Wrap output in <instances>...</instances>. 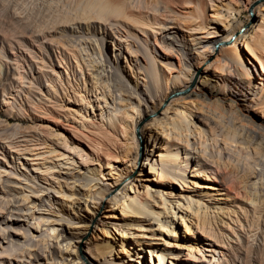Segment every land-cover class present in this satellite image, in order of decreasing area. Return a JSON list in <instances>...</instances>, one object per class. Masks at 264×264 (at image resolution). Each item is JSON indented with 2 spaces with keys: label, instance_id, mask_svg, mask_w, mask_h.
Wrapping results in <instances>:
<instances>
[{
  "label": "rangeland",
  "instance_id": "1",
  "mask_svg": "<svg viewBox=\"0 0 264 264\" xmlns=\"http://www.w3.org/2000/svg\"><path fill=\"white\" fill-rule=\"evenodd\" d=\"M227 1L238 7L239 12L234 10L230 13V22L242 24L239 28L243 33L241 40L251 36L264 23V0H253L251 4L246 0H213V4L219 5L218 13L213 12L210 8L212 2L207 0V18L196 19L199 22L194 21L193 26L204 21L211 23L210 26L216 25L215 28L222 27L215 22L220 15L228 14ZM187 5L189 9L193 6L186 4L185 8L177 10L186 13L189 11ZM156 9L163 12L164 8L159 3ZM61 14L74 15L71 0H0V264H72V260L74 264H158L156 255L160 253L164 255L162 264H263L264 205L257 220L259 224L251 223L253 216L248 211L257 204L253 202L255 199H264V117L253 107L264 95V72L259 60L239 41L240 65L225 60L228 63H225L222 71L214 70V57H211L201 67L202 72L190 81L187 74L194 69L195 58L207 50L209 41L218 39V45L222 40L219 32L210 35L207 28H186L174 22L170 15L164 17L162 24L145 27L150 34L140 32L137 38H126L121 36L123 27L111 21H100L97 25L94 22L92 30L85 26V21L78 24L74 20L59 22L51 27L50 20ZM154 29L155 35L152 34ZM21 30H24L22 34ZM133 50L134 53H131ZM143 51L153 57L159 74L164 71L172 79L175 78L173 76L179 78L180 91L176 92L180 94L190 93L192 88L199 86L205 91L229 93L234 102L239 103L240 118L232 117L233 114L228 110L222 109L219 112L206 105H203L201 112H206L207 108V112L222 122L223 128L232 130L236 134L231 133L235 135L233 139L236 143L225 146L221 136L215 137V143H212L210 136L208 139L204 136L205 143L201 145L192 136L193 133L190 134L191 127L186 134L188 142H179L177 136L166 129L174 117L170 108L164 113L170 100L163 99L153 111L160 97L151 87L150 77L145 76L146 59ZM242 69L247 70L248 76L239 74ZM94 82L99 86L93 92ZM174 83L170 80L167 84L169 87H164L171 91L174 86H179ZM75 90L85 95L88 102L79 100L74 94ZM179 93L177 96H181ZM206 96L199 94L198 98L209 105L215 102V97ZM37 102L52 108L58 106L56 111L61 109L58 111L61 113L75 112L78 117L84 116L86 123L97 120L107 123L109 115L114 117L122 110L129 113V106L133 105L139 112L143 109L151 111L139 121V125L144 126L145 134L139 138L136 163L130 178L120 182L113 190L110 189L101 201L98 194H92L91 198L86 196L83 191L87 186L91 193L108 186L111 175L107 174V167L102 166V172L108 179H95L93 171L98 167L97 164L85 161L86 156H91H85L86 153L80 151L84 153L81 158L79 145L70 139L67 132L62 134L67 143L70 142L68 147L64 143L62 145L63 138L49 117L53 115L52 112L35 109L34 103ZM139 114L135 113V116ZM59 117L65 119L64 115ZM241 118L243 121H240ZM80 122L81 118H77L76 123ZM46 124L53 135L44 141L37 128L47 127ZM135 134L136 138L137 135L139 137L137 131ZM166 144L170 145V152L178 157H174L176 159L170 163L171 166L168 163L157 165L155 160L159 158L160 145ZM200 146L208 147L205 152L218 157L220 161L222 158L235 163L239 173L248 166L254 170L243 184L247 196H238L230 190L227 192L224 186L219 185V175L215 176V181H204L202 176L196 175L193 159L201 150ZM190 157L193 164L189 161ZM113 164L118 170L125 167L119 161ZM151 165L159 169L163 167L164 171L171 172L173 176L180 175L183 181L186 180L184 184L187 187L182 186L179 176L178 179H172L173 182H159L156 171L150 169ZM46 167L48 172L44 170ZM131 178L132 186L137 185L139 192H145L148 188V202L152 205L143 208L145 217L123 218L118 207L119 201L117 204L114 201L107 203L106 198L119 193ZM58 184L61 193L55 191ZM69 191L73 195L70 196ZM169 191V194H165ZM22 196H27V200L23 201ZM187 204L191 208L185 213ZM241 206L247 211L241 212ZM160 209V214L154 213ZM193 211L201 214L205 211L213 228L210 235L195 230L191 226L192 221L188 222L190 216L187 213ZM88 215H91L90 219L84 217ZM180 215L188 222L191 232L185 234ZM143 218L145 220H141ZM134 224L142 225L141 229L147 237L139 241L138 244L142 243L140 246L126 248L124 245L126 252H122L119 248L123 246L120 238L123 237L125 243L130 245L133 236L138 235ZM57 233L58 237L53 238ZM184 236L195 241L191 245L198 251H193V260L191 257L188 259ZM95 243H109L110 252L101 257L93 255L92 247ZM68 244L74 253H68L70 248L66 252L63 250ZM139 251L141 256H138ZM76 255L79 257L76 258Z\"/></svg>",
  "mask_w": 264,
  "mask_h": 264
},
{
  "label": "bare ground",
  "instance_id": "2",
  "mask_svg": "<svg viewBox=\"0 0 264 264\" xmlns=\"http://www.w3.org/2000/svg\"><path fill=\"white\" fill-rule=\"evenodd\" d=\"M71 1L74 4V15L69 16L67 14L66 15L61 14V15L55 16V18L50 20L51 27H54L55 24H57L59 22L65 23V22H69V21L74 20L78 24L85 21L86 22L85 26H88V29L90 28L92 30V29H94V22H95V25H97L98 23H101L100 21H103V22H110L111 21L112 24H119L120 26L123 27V30H121L123 34L121 36H124L126 38L127 37H136L137 38V36H138V34H140V32L142 34L143 33L144 34H146V33L150 34L149 31L146 32V30H148V29H145V27H147V26L152 27V25L155 23L156 24H162L164 22L163 21L164 17L166 18V17L171 15L173 21L175 20L177 23L181 24V26H185L186 28L194 29V30H196V28H199L202 30L207 28V33H210V35H214V32H219L222 40H220L218 42V45H217L218 39L209 41L208 44L206 45L207 50L201 52L199 54L200 56L198 55L199 57L195 58V61L193 63L194 69L191 72H189V74H187L189 76L188 78L190 81H193L194 78L197 76V74L200 71L202 72L203 69H201V67L211 57H214V61H213L215 63L214 70L222 71L223 66L227 62V61L225 62V60H228L229 62L233 63V65L234 64L237 66L240 65V63H239L240 55L239 54H241V48L239 49V47H238L239 41H242V45H245V48L248 50V52L251 53L252 55H254L256 57V59L259 60L262 72H264V23L261 26H258V28H256V30L254 31V33L251 36L244 37V39L241 40V38L243 37V33H242V30L239 28L242 24L241 23H234L232 20L231 21L233 23L230 22V19H231L230 13L234 10L239 12V10H238V7L232 5L230 1L226 2V6L229 10L227 12L228 14L227 15H220L219 18L216 19L215 23H217L219 25L221 24V26H222V27H219V29L215 28L216 25L210 26L211 23H209V22L206 23L204 21L203 22L200 21L201 22L200 24H198L197 26H193L194 23L197 22L196 19L200 18L202 20L203 18L204 19L207 18L206 8L209 5L206 2L207 0H205V2L203 0H71ZM210 1L212 2V5H213V6H210V8L212 7L211 9L213 10V12L218 13L219 10L217 9V6H219V5L213 4V3H215V2H213V0H210ZM246 1L248 4L253 3V0H246ZM159 3L161 5H163V8H164L163 12L156 11L157 10L156 8L158 7ZM186 4H189V5L192 4L193 5V6L191 5L192 7L190 6L191 7L190 9L188 8V5L186 6L187 9L189 10L188 12H186V9H185L186 13H183L184 11L181 12L180 10L179 11L177 10V9L185 8L184 5H186ZM38 20H36V21H38ZM263 20H264V17H263ZM119 25H117V26H119ZM211 28H215L216 31H215V29H213L211 31L210 30ZM151 29H153V28H151ZM154 30H153L154 33L151 32L153 35L156 34V29H154ZM17 32H19V31H17ZM22 32H24V30L23 31L21 30V34H22ZM15 34L12 36L14 37ZM19 35H20V32H19ZM231 40H232V43H230ZM215 42H216V44H214ZM134 50L131 51V53L132 52L134 53ZM129 56H130V53H129ZM143 56L146 59V61L144 62L145 76L150 77V79H151L150 85L155 90V92L158 94V96L160 97L158 103L154 104L153 111L159 107V105L162 103L163 99H166V100L169 99L170 100V102L167 103L168 105L165 108L164 113H166L165 111L168 108H170V110H171L170 112H172V115L174 117L172 119L171 124L169 122L167 124V125L170 124L171 127L169 126V128H166V129H169L170 132H172V134L176 135L177 140H179V142L180 141H184L186 143L188 142V139L186 140V138H187L186 134L190 130V127H191L190 134L193 133L192 136H195L196 139L199 140V144H201V145L203 143H205L204 140L206 138H203L204 136H207V139H208V136H210L212 143H215L217 141L216 136H221V141H222L223 145H225V146H228V145L230 146L231 143H233V142L236 143L233 139L236 134L232 130H229V128H227V127L223 128L222 122H220L219 119H216L214 117V115H211L209 112H207L208 107L211 110H213V109L217 110L218 109L219 112H221L222 109L223 110L225 109V110H228V112H230L231 115L233 114L232 117L235 116L236 118H240L239 116L241 114V112H240L241 109H240L239 103L236 101L234 102V99L232 97H230L229 93H222V92L218 93V92L212 91V90L211 91H209V90L205 91L204 89H201L199 86L196 88L195 87L192 88L190 90V93H183L182 92V94H180L179 92H176V91H180L179 78H176V76H173V78L174 77L175 78L172 79L170 74H168L164 71L162 73L160 72L161 74H159L156 70L157 68L155 67L153 57L150 55V53L143 51ZM77 65L80 67V64L78 63V61H77ZM207 67H208V65L205 67V69H207ZM241 73L243 75L248 76L246 69H242V71H240L239 74H241ZM170 80L173 83L174 82L177 83V85H179V86H174L171 89V91H168L167 88L169 86L167 87V84L169 83ZM134 82H136V81H134ZM202 82H204V80H202ZM95 83L96 82L92 83V86L94 87L93 92L99 86L98 82H97L98 86H96ZM136 83H135V85H136ZM164 86L167 88H165ZM89 91H91V90H89ZM178 93L181 96H177ZM74 94L77 95L79 100L88 102L85 95L81 94V92L79 90H75ZM199 94L207 95L209 97H211V96L215 97L214 101L216 102V104L213 101L214 103L209 105L208 103H205L203 100H199V98H198ZM187 103H189V104L187 105ZM126 104L127 103H125L124 105H126ZM203 105L207 106L206 112L205 111L201 112V110L203 109L202 108ZM172 106H173V108H172ZM253 107L257 112H259V114H261L264 117V95L262 96L261 100H259L258 102L255 103V105H253ZM34 108L39 110V111L42 110L46 113L52 112L51 114H53V115L52 116L48 115V116L51 117L50 120L53 122L54 126L57 128V130L59 132L58 134L60 136H62L61 138H63L61 140L62 145L64 143L68 147L67 144L70 142L69 141L67 143L66 137H63L64 134H62L63 132H67V133H69L68 135H69L70 139H72L73 141L76 142V144L79 145L80 148L77 147L78 145L76 146L77 150L79 148V153H80L79 156H81V158H82L84 153H86L85 156L86 155H88L89 157L91 156L90 158H88L86 156L85 161L86 162L94 161V163L97 164L98 167L95 168V170L93 171V175H95V179L103 180V181L107 180L108 178H106L104 173L102 172V166L105 165L107 167V174L111 175V178H110L111 180H110V182L107 183L108 186L106 188H104L103 190H96L93 193H91L90 187H88V186L86 187L84 185L87 188V189L84 188L85 190L83 191L86 196H90V198H91L92 194L93 195L98 194L97 196L101 201V199L106 195V193L110 189L116 188V186L120 182H122L126 179L128 180V178H130L131 170L136 163L137 146H138L139 138H140V136L142 138L145 134V132L143 130L144 126L139 125L140 124L139 121H141V118H145L148 114H150L151 111L143 109L142 112H139L136 109V107L133 105V107L129 106V109H130L129 113L126 112L125 110H122V111H120L119 115H117L118 113H116L115 114L116 116L114 115V117L109 115L107 118L108 119L107 123L101 122L99 120H97L95 122L86 123V121H84V116L78 117L75 115V112H72V111L63 112L62 111V113H61V112H58V111H61L60 108H59L60 110L56 111V109H58V106H57V108H54L55 109L54 110L49 105L47 106V105H43V104L37 102V103H34ZM233 110L235 111V113L233 112ZM135 113H140V114L135 116ZM60 115L65 116L64 117L65 121L62 120L61 117H59ZM39 116H41V115H39ZM48 116H46L47 119H48ZM71 116H73V117L71 118ZM164 116H165V114H163V117ZM52 117H53V120H52ZM75 118L76 119L81 118V122L76 123ZM87 120H89V119H87ZM240 121H243V119L241 118ZM160 123H161V121L157 122V124H160ZM137 126H139V127L136 128ZM48 127H49V125H47V127L46 126H39L37 128L39 133H41L44 141L48 140L49 138H52L51 136L53 135V131H51V129L49 130ZM221 128H223V129H221ZM135 130L137 131V133H139V137L137 135V138L135 136L136 135ZM232 132L235 134L234 136H233V134H231ZM150 133H151V131H149L148 136H150ZM41 135H40V137H41ZM54 137H55V134H54ZM58 139H60V137ZM154 139H155V136H154ZM44 141H42V142H44ZM59 143H60V140H59ZM176 143H173V145L178 146V144H176ZM43 145H45V144L43 143ZM51 145H52V142H51ZM56 146H57V144H56ZM45 147H47V146H45ZM160 147H161V149H160L159 155H158L159 158H158V160H155L156 164L162 165V163H168V165H170V163L173 162L178 156L175 155L176 158L174 159V157H175L174 154H172L170 152V149H171L170 145H168V144H166L165 146L160 145ZM200 147H201V150H199L197 152V155L194 156V159H193L194 160L193 161L194 162L193 170L196 172V175L202 176L204 181L209 180V179L215 181L216 180L215 176L219 175L220 176V179L218 180L219 185L224 186V188L227 189V192H228V190H230V191H233L238 196L239 195H241V196L246 195V191H244V185L243 184L245 183L247 177H250L249 176L250 174L252 175V172L254 170H252V168H250L248 166L244 170H242L241 173H239L238 172L239 169L237 170L236 165H234L235 163L233 164L231 161H229V159H226L224 161V160H222V158L220 161V159L218 157L215 158L213 155L205 152V149H208V147H206V148H205V146H200ZM51 149H54V148H51ZM74 149L76 150V148H74ZM237 149H238V147H237ZM253 149H254V153H256V151H257L256 148L253 147ZM239 150H240V148H239ZM51 151L53 152V150H51ZM80 151H84V153L82 152L83 153L82 154ZM240 152L241 151H239V153ZM77 153H78V151H77ZM55 155H57V154H55ZM53 158H55V157H53ZM50 159H51V157H50ZM189 159H190L189 161L191 162V164H193L191 157ZM118 161L123 163L122 166H125V167L118 170L117 167L114 166V164H113L114 162H118ZM172 164H174V163H172ZM150 169L156 171V173L159 177V182H163L165 180H170L171 182H173V180L178 179V178H181L180 180H182V177L180 175H178L179 177L177 176L178 177L177 178L176 176H173V174L171 172L164 171L163 167L159 169L158 167L155 168L154 166L151 165ZM44 170L47 171L48 168L46 167ZM170 173L172 175H170ZM134 180H136V179H134ZM185 181L182 180L181 182L180 181L179 182L182 184V186L187 187V185L184 184ZM132 182H133V178H131L128 182H126V184L123 186V188L121 189V191L119 193H116L115 195L112 194L113 197L110 195V197L106 198V200H108L107 203L109 201H114V204H117L119 201L120 204L118 205V207L120 208V214L123 218H127L130 216H138L139 217L140 215H141V217L142 216L145 217L146 213L143 210V208L145 206H148V205L151 206L152 205V203L148 202L149 201L148 188L146 189L145 192H139V189L136 188L137 185L135 187H133ZM204 186H208V185H204ZM69 190H70V188H69ZM55 191L58 193L59 192L61 193L60 184H58V187H57V189H55ZM69 192H70V196L73 195L72 191H69ZM130 192H132V195H129ZM88 193H89V195H87ZM169 193H170V191L165 192V194H169ZM119 194L120 195L123 194V196H119ZM26 197L27 196H22V200L23 201L27 200ZM125 197H127V198H125ZM253 198H255V197H252V198L246 197V199H253ZM121 199H123L122 202H120ZM127 199H129V200H127ZM257 199H255V201L251 200L253 202H256L257 204L253 205V207L251 209H248L249 214L251 213V216H253V219L250 221H252L251 223H253L254 225L259 224V223H257V220L260 218L259 215L261 214L260 212H262L261 209L263 208V205H264V199L263 198H261V200H259V197H258ZM84 201H86V199ZM92 203H94V202L92 201ZM99 206H100V204L96 206V209H98ZM185 207L186 208H184L185 209L184 211L186 213V210H188V208H191V206L189 204H187ZM84 208H85V212H86L87 208H88V204L85 205ZM240 210H241V212L243 211V213L247 211L245 209V207H243V206L240 207ZM83 211H84V209H83ZM205 211H203L202 214H201V212L197 213V211H193L192 213H187L188 216H190V218L188 219V222L192 221V224L191 223L190 224H191V226H194L196 228L195 230H197L199 232L201 231L204 233L206 232L207 234L210 235V232L212 231L213 228L211 229V223L209 222L210 220L209 221L207 220L208 218H206V216H205ZM161 212H162V209H160L159 211H155L154 213L158 215ZM206 214L209 215L210 213H206ZM244 215H246V214H244ZM90 216L91 215L84 216V217L85 218L87 217V219H90ZM182 216L183 215H180V219L184 224L185 234H186V233L191 232L190 231L191 228L188 226V222L186 220H184V218ZM248 217H249V215H248ZM263 218H264V216L262 215V219ZM237 219H238V217H237ZM141 220H145V219L143 218ZM212 220L214 221V219H212ZM236 221H239V220H236ZM213 224H214V222H213ZM134 225L136 226L135 229H136L138 235L133 236V242L129 243L130 245L125 243L124 239H122L123 237L120 238V241L122 242L123 246H120L119 248L122 252H126L124 245L127 246L126 248H130L133 245H139L140 246L142 243L138 244L139 241H141L142 238L147 237L145 235V233H143L144 230L141 229L142 225H138V224H134ZM161 225L164 226L163 224H161ZM132 227H134V226H132ZM165 227H167V225H165ZM250 228H251V226H250ZM207 234H206V236H207ZM211 235H212V233H211ZM56 237H58V233L56 235H54L53 238H56ZM148 239H150V238L148 237ZM183 240L186 241V244H185L186 247L185 248L187 249V252L189 254L188 259L190 257L192 258V260L195 259V254H192V253L196 248L195 247L193 248L191 245L195 241L193 239H191L189 237H185V236L183 237ZM150 243L152 244L154 242L150 241ZM67 248H70L68 250V253H74L73 252L74 250L71 249V247H69V244L66 245L63 248V250H65V252H66ZM87 248H89V247L87 246ZM92 248H94V253H95L93 255H95L97 257L98 256L101 257L104 254L110 252L111 245L109 243H104V244L95 243ZM121 251H120V253H121ZM152 254L153 253L151 252L150 260L152 258ZM197 254H199V253H197ZM139 255L141 256L140 251H139L138 256ZM156 256H157L158 264H162V262H163L162 258L164 255L162 253H160V254H157ZM78 257L79 256L76 255V258H78ZM74 263H75V261L72 260V264H74ZM109 264H116V263L110 262Z\"/></svg>",
  "mask_w": 264,
  "mask_h": 264
}]
</instances>
